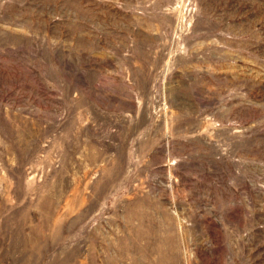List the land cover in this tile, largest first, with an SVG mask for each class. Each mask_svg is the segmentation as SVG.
Here are the masks:
<instances>
[{"label":"rangeland","instance_id":"rangeland-1","mask_svg":"<svg viewBox=\"0 0 264 264\" xmlns=\"http://www.w3.org/2000/svg\"><path fill=\"white\" fill-rule=\"evenodd\" d=\"M0 264H264V0H0Z\"/></svg>","mask_w":264,"mask_h":264}]
</instances>
